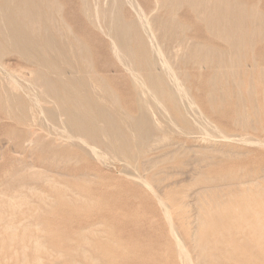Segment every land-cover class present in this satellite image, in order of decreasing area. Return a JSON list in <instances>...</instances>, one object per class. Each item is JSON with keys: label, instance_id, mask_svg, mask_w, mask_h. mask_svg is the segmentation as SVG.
I'll return each mask as SVG.
<instances>
[{"label": "rangeland", "instance_id": "374dc122", "mask_svg": "<svg viewBox=\"0 0 264 264\" xmlns=\"http://www.w3.org/2000/svg\"><path fill=\"white\" fill-rule=\"evenodd\" d=\"M60 1L63 4L64 17L70 22L71 27L74 26L72 29L74 33L84 38L88 43L91 51L85 52L93 56L91 57L94 66L97 71L99 70L100 76L106 78L104 79L120 101L113 102L114 104L110 102L111 99L107 97L106 90L97 88V91H92L93 94L88 92L92 96L100 92L103 94L104 99L100 101H103L102 105L112 112L111 117L114 119L122 117V112L130 111L134 120L123 122V138L112 137L110 130L106 128L105 135L98 137L99 143L91 144V148L81 144L78 137L64 130L66 117L61 116L54 105V95L50 92L47 95L43 92V88L39 89L37 84L32 81L34 73L30 74L29 70H41L48 73L47 75L51 79L55 74L50 69L26 62V58L17 53L5 54L3 61L7 60L5 63L8 68L22 70V73H19L21 75H17V77L21 76L17 78V81L22 85H28H26L27 89L24 87L25 85H21V89L15 88L14 91L12 88L9 89L10 85L7 84L9 79L4 81V89L0 85V264H185L184 262L188 264L189 261L186 260L188 258L179 252L181 244L191 256H188L190 258L188 260H191L192 264H264V230L262 228L264 214H262L263 217L261 216L264 211L260 212V210H264L262 202L264 201V24H262L263 26L260 24L264 22V0H242L246 2L244 8L242 7V13L246 14L242 15L240 19V30L236 36L231 32L232 29L231 33L229 32L230 24H228L229 29H227V25L226 29L224 28L225 23L224 20H221L220 8L213 6L212 2L209 4L213 7L208 9V6H205L206 10L200 2L195 0L193 2L196 5L193 8L186 0H174L173 2L174 10H178L177 19L187 27L183 28L185 27L183 25L178 30L179 25L175 21L169 22V29L166 30L168 32L166 42L168 58L171 61L178 60V65L187 72L186 85L190 94L198 107L207 115V120L220 127L218 130L214 129L209 122H204L202 117L200 119V116L190 111L192 108L186 98H182V102H180V98L176 97V101H179V103L176 102L177 110L171 109L165 114L166 111L164 112L161 106L156 105L155 100L148 93H146L148 97L145 95L147 91L140 88L131 76L132 74L120 62L116 61L111 53L109 37L86 19L83 0ZM142 3L145 6H150L146 0H142ZM250 4L252 5L250 6ZM251 7L254 12H251ZM213 9L214 11H211ZM125 10H128L129 15L134 17L128 7H125ZM163 10L164 8L160 13ZM170 10L172 9L169 8L168 11ZM207 11H211L210 15L212 13L213 16L211 17ZM216 12H219V15ZM242 23L245 24V27ZM47 26L50 27L51 34L56 38V43L59 46H64L60 53L65 52L66 57L58 61L60 62L59 69L70 70L66 64L69 62L73 64V69H83L82 63L74 62L76 58L74 54H77L76 48L73 47L75 41L68 36L58 22L47 23ZM55 26L61 30L60 35L54 30ZM207 26H211L212 29ZM251 28H254L253 31ZM220 29H223L222 32ZM209 30L212 31L209 33ZM180 31L183 33V37ZM250 31L253 32V35ZM184 36H187L186 42L183 40ZM176 37L177 42H175ZM241 38L243 41H240ZM231 39L234 42L231 43ZM235 39L237 43L240 41V45L235 42ZM193 40L198 43L201 41V45L210 47L203 46L204 48L197 50L194 46H187L185 50L182 48L178 58L174 57L179 44L184 47L185 43L190 44ZM229 42L231 46H229ZM172 43H174L173 46ZM235 43L237 46L234 47ZM68 45L73 48L70 49ZM245 45L251 46V49L245 48ZM36 46L37 44L33 45V47ZM44 53L49 57L56 51L47 50ZM181 53L185 55L182 56ZM205 53L210 54V65L209 63H198ZM190 55L192 57H189ZM215 56L217 59H212ZM225 58L229 60H225ZM221 61L222 63H220ZM225 61L226 63L230 62L227 64L228 67L232 66H230L231 71L226 67V63L224 64ZM157 65L158 67L155 66L153 69L154 74H160L164 70L162 65ZM213 67L217 69L212 70ZM232 69L234 73L237 71L238 75L234 74ZM239 69H242V74L238 73ZM144 73L146 74V71ZM230 73H233L232 79ZM3 75L4 73L0 70V79ZM241 75L244 76L243 80ZM258 76H260V80ZM23 80L25 83L22 82ZM89 81L90 84H88ZM89 81L87 82L88 86L96 85V83L99 85L95 79ZM234 83L239 86L240 90H237V85ZM171 85L169 83V86ZM135 89L138 90L135 91ZM212 89L214 91H211ZM6 91L9 93L11 91V94L17 98L20 97L21 101L19 98L13 101L10 104L13 106H10L8 101L5 103ZM237 91H240L239 95L236 94L239 93ZM38 92L39 94H37ZM135 92L138 93L137 96ZM34 94L36 98L38 96V102L33 100ZM47 97L50 99L48 100ZM18 103L25 109L26 107L30 108L29 114L32 113L31 124L34 135L40 142L38 147L29 142L28 145L27 143L24 145L27 126L24 121H17V115L20 113V110L16 108ZM220 103H223L224 106ZM140 105L145 107L139 108ZM244 106L245 108H243ZM41 108L45 112L50 111L54 114L50 121L54 120L55 123L46 119L40 111ZM143 112H147L148 120L142 124L141 129L135 130V125L140 122L137 119ZM243 113H246L245 116ZM247 113L249 114L247 115ZM235 115L237 116L235 117ZM242 118H246V121L249 120V123H246ZM151 119L157 120V122L154 123ZM242 121H244L243 124ZM101 122L100 125L106 123L104 120ZM205 123L208 127L210 126V131ZM71 138L72 140H70ZM109 141L119 144L118 147L109 149L106 147V143ZM120 150L123 151L124 156ZM32 173L35 175L31 176ZM141 175L144 177L142 178ZM253 184L258 185L255 188ZM247 186L248 188H246ZM251 192L254 195H251ZM17 195H20L19 198ZM246 196L252 203L247 202ZM258 196L262 199L260 200ZM243 198L247 205L248 203L252 205L251 210L256 211L255 209L259 207L258 214H252L249 206H245L247 209L242 207L246 205ZM14 200L15 202H13ZM240 200L243 202L237 203ZM18 202L20 203L16 206ZM258 202L260 203L257 204ZM229 203L235 204V207L238 204V208L235 209L240 208V211H247L243 212L245 213L244 217L250 218L247 227H245L247 223L242 220L243 213L239 210L238 213L241 214V217L238 226L243 229L237 226L235 222L239 218V216L236 217L237 210L233 208V205H230L232 208L229 207L235 211V215H233L234 213L231 215L230 213L234 211L230 208L229 211L232 212L227 211ZM21 204L23 205L21 206ZM224 209L225 211H223ZM220 210L226 215L219 212ZM167 214L170 215L169 218ZM198 214L200 218L198 221H204L202 224H205H198L200 227L195 224L198 223L196 221ZM250 214L253 215V219H256L255 215H257L258 221L256 219V222L259 223L260 220L261 223H256L259 228L255 223H252L255 220L251 221ZM260 216L263 221L259 218ZM204 217H206V221ZM247 219L245 220L247 221ZM241 221L243 222L241 223ZM9 225L10 227L7 228ZM261 225L263 226L260 228ZM251 227L253 228L248 229ZM195 228L198 229V232H194ZM255 229L256 231L253 232ZM200 231H203L201 233L203 236H200ZM257 233L259 235L255 237ZM193 235H196V240L199 237L198 244L196 241H192L194 240V237L191 239ZM260 241L262 246H260ZM37 242L40 245L39 251H37ZM256 243L259 244L256 245ZM194 244L197 246L193 248ZM194 255L197 256L196 259H194ZM38 257L39 262L35 259Z\"/></svg>", "mask_w": 264, "mask_h": 264}, {"label": "bare ground", "instance_id": "6f19581e", "mask_svg": "<svg viewBox=\"0 0 264 264\" xmlns=\"http://www.w3.org/2000/svg\"><path fill=\"white\" fill-rule=\"evenodd\" d=\"M194 0H186V2H188V4L193 8L196 4L193 2ZM195 1H198L200 2L205 10H206V7L205 6H208V9L210 7H218L220 8V11H221V20L223 21L224 20V23L225 25L224 28L226 27L227 25V29L230 28L229 32L231 31L232 29V33L234 36H236V33L239 34V30H240V19L242 18V15H245L243 14V9L242 7L244 8L245 6V3L244 1L242 0H195ZM147 3H150V6H145L143 3H142V0H83V3H84V15L86 17V19H88V22L91 21V25L94 24L95 28H97L98 30L102 31V33H105L107 35V37H109L110 39V48H111V53L112 55L115 57L116 61H118V63L120 62L124 67L125 69L131 73L133 76V79L136 80V82L139 84L140 88H143L147 91L145 92V95H147L148 97V94L149 96L155 100V103L156 105L158 104V106H161L162 107V110H164V112L166 111L165 114H167L168 110H177L178 106H177V101H176V97L180 98L179 101L182 99V98H186L188 103H189V106L192 108V112H194L197 116H200V119L201 117L204 119V122L207 121L209 122L210 124H212L210 122V120L208 121L207 120V115L205 114L204 111H202L198 105L195 103L192 95L190 94L189 92V88L187 87L186 85V77L187 76V72L185 70L182 69V67H180L178 65V60H170L168 58V51H167V34L168 32H166V30L168 31L169 27V22L173 23L175 21V23L177 25H179V28L178 30H180V26H183L184 24L178 20V13H177V9L174 10V6H173V2L174 0H146ZM177 2V1H176ZM212 2V3H211ZM211 3V4H209ZM179 5V3H177ZM252 4H250L251 6ZM255 5V4H254ZM125 7H128V9L133 13L134 17H131V15H129V12L128 10H125ZM257 7V6H256ZM82 8V7H81ZM163 12L160 13L161 9H163ZM172 9L170 11H168V9ZM252 8V7H251ZM256 10H258V8H255ZM62 10H63V4L60 0H0V70L2 73H4L2 79H0V85L2 86V88L4 89L5 87L3 86L4 84V81L5 80H8L9 79V82L7 84L10 85V88H12V90L14 91L15 88H18V89H21L22 85L21 82L19 83V81H17V78L18 77H21V76H18L17 75L19 73H22V70H18V68H8L6 66V61L4 62L3 61V57L5 56V54L7 53H11V52H14V53H17L18 55L20 56H24L26 59L25 61L26 62H30L31 64H35L39 67H44L46 69H50L51 72H53L54 74V78H50L47 74L48 73H45L41 70H29L30 74L31 73H34V77L32 79V81L34 83L37 84V87L40 88H43V92L46 93L48 95V93L50 92L51 94L54 95V105L57 107L58 109V112L62 115H64L66 117V124L64 126V130H66V132L68 133H71L72 135H75L76 137L79 138L80 140V143L81 144H84L88 147H92L91 144L93 143H99V140H98V137L99 136H102V135H105L104 133V130L106 128H108L111 132V135L112 137H115V138H123L124 137V133L122 132V126L124 125L123 122L124 121H132L134 120V118L131 116L130 114V111H127V112H122L121 115H123L122 117L118 118V119H114L113 117H111V114L112 112L105 106L102 105L101 102L103 101H100L102 99H104V96L103 94H95L94 96H92L91 94H93V90H96L97 91V88L98 89H102L103 91H107V97L109 99H111L110 102H119L118 101V96L115 94V92L112 91L111 87L109 86L108 82L105 80L106 78L105 77H101L100 74H99V70L97 71V68L94 66V63H93V59H92V55H90V53H86L85 51H91L88 43L84 40V38L80 37L78 34L74 33V31L72 30L74 28V26L71 27L70 25V22L64 17V14L62 13ZM101 10V11H100ZM106 10H109L108 12ZM204 10V11H205ZM217 10V9H216ZM228 10V11H227ZM250 10V8H249ZM252 10V11H251ZM250 11L251 12H254L253 8L251 9ZM261 10V9H259ZM211 11H214L211 10ZM211 11H207L210 15V12ZM263 11V10H262ZM245 12V10H244ZM256 12V11H255ZM205 13V12H204ZM204 13H203V17H204ZM207 13V15H208ZM217 13V12H216ZM219 13V12H218ZM217 13V14H218ZM255 14V13H253ZM252 14V15H253ZM257 14H259L257 12ZM260 14H261V11H260ZM198 15V14H197ZM196 15V16H197ZM202 15V14H201ZM207 15H206V19H207ZM208 15V16H209ZM219 15V14H218ZM264 15V13H263ZM199 16V15H198ZM211 17L213 16L212 13L210 15ZM209 16V17H210ZM217 16V15H216ZM219 16V17H220ZM257 16V15H255ZM200 17V16H199ZM198 17V19H199ZM215 18V17H214ZM218 18V17H217ZM216 18V19H217ZM213 20V18H210ZM211 20V21H212ZM218 20H220L218 18ZM252 20V19H251ZM250 20V21H251ZM264 20V18H263ZM263 20L261 19V21L263 22ZM242 21V20H241ZM259 21V22H261ZM51 22H58L60 24V26H62V28L65 30V32H67L68 36L70 38H72V40L75 41V47L76 50H77V54H74L75 55V59H74V62L77 63H82L83 64V69L81 68H78V69H73V64H71V62L69 63H66L70 70H60V59H64V57H66V55L64 53H60V50L62 48H64V46L62 45H58L56 43V38L51 34L50 32V27L47 26V23H50ZM217 22V21H216ZM243 22V21H242ZM247 22V21H246ZM207 23V22H206ZM204 23V24H206ZM228 24H230L231 26H229ZM243 24V23H242ZM251 24V23H250ZM256 24V22H255ZM259 24V23H258ZM261 25L264 24L263 23H260ZM186 25V24H185ZM184 25V26H185ZM216 25V23H215ZM245 27V24H243ZM247 25V24H246ZM176 26V25H175ZM221 26V25H220ZM229 26V27H228ZM248 26V25H247ZM251 26V25H250ZM249 26V27H250ZM263 26V25H262ZM187 26L183 27V28H186ZM206 27V26H205ZM210 27L211 26H207ZM254 27V26H253ZM261 27V26H260ZM259 27V28H260ZM53 28V26H52ZM223 28V29H224ZM212 29V27H211ZM222 29V30H223ZM226 29V28H225ZM242 29V28H241ZM247 29V27H246ZM252 31L254 28H251ZM54 30L57 32V34H61V30L58 29L57 26H55ZM208 30V29H207ZM221 30V29H220ZM221 30V32H222ZM182 31V30H181ZM180 31V32H181ZM210 31L212 30H209V33ZM216 31V30H215ZM225 31V30H224ZM223 31V32H224ZM255 31V30H254ZM187 32V30H186ZM230 32V33H231ZM251 32V31H250ZM182 33V32H181ZM212 33V32H211ZM242 33V31H241ZM258 33V32H257ZM226 34V33H225ZM245 34V33H244ZM261 34V33H260ZM182 37H183V33L181 34ZM180 35V36H181ZM221 35V34H220ZM228 35H231V34H228ZM233 35H231L232 37H234ZM247 35V33H246ZM245 35V36H246ZM251 35H253V32H251ZM259 35V33H258ZM257 35V37H259ZM225 36V35H224ZM230 36V37H231ZM248 36V35H247ZM246 36V37H247ZM117 37H118V40H117ZM170 37V36H169ZM185 38L183 40H185V42L187 41V36H184ZM226 37V36H225ZM228 37V36H227ZM229 37V39H230ZM252 37V36H251ZM250 37V39H251ZM255 37H256V34H255ZM261 37V36H260ZM181 38V37H180ZM190 38V37H189ZM219 38V37H218ZM235 38V37H234ZM240 38V37H239ZM253 38V37H252ZM191 39V38H190ZM233 39V38H232ZM231 39V40H232ZM245 39V38H243ZM257 39V38H256ZM261 39V38H260ZM264 39V38H263ZM225 40V39H224ZM227 40V39H226ZM240 40V39H239ZM240 41H243L242 38ZM239 41V42H240ZM253 41V40H252ZM251 41V42H252ZM177 42V37H176V41ZM227 43V41H225ZM231 43L234 42V40L230 41ZM229 42V43H230ZM235 42H236V39H235ZM239 42L237 44H239ZM246 42V41H245ZM248 42V41H247ZM257 42V41H255ZM179 43V42H178ZM175 44L176 46L178 45ZM188 43V42H187ZM185 43L184 47H182L181 44H179L176 48V52L174 54V57L175 58H178V56H180V51L182 50H185V48H187V46H194L195 49L199 50L200 48H209V47H206L204 45H201V41L200 43H198L197 41L193 40L192 42H190V44L188 43ZM225 43V44H226ZM231 43L229 46H231ZM236 43L233 45L235 47ZM243 43V42H242ZM34 44H37L36 47H33ZM174 43H172V46H173ZM251 45H253L252 43H249ZM255 44V43H254ZM240 45V44H239ZM244 45V44H243ZM256 45V44H255ZM62 46V47H61ZM71 48H73L72 46L68 45ZM171 46V45H170ZM169 46V47H170ZM204 46V47H203ZM237 46V45H236ZM68 47V48H69ZM247 47V45H245V48ZM248 47L250 48L251 46L248 45ZM247 47V48H248ZM173 48V47H172ZM190 48V47H189ZM175 49V48H174ZM251 49V48H250ZM47 50H54L56 51V53L54 54H51V56L48 57L47 54H45L44 52H46ZM207 50V49H206ZM230 50V49H229ZM238 50V49H237ZM242 52H243V49H241ZM246 50V49H244ZM170 51V50H169ZM249 51V50H247ZM253 51V49H252ZM69 52V51H68ZM185 52V51H184ZM235 52V51H234ZM238 52V51H237ZM241 52V53H242ZM211 53V52H210ZM228 53V52H227ZM229 53H231L229 51ZM245 53V52H244ZM13 54V53H12ZM92 54V53H91ZM182 56L185 55L184 53H181ZM222 54V53H221ZM224 54V53H223ZM246 54V53H245ZM202 55V54H201ZM227 55V54H226ZM19 56V57H20ZM92 56V57H91ZM236 56V55H235ZM252 56V55H251ZM71 57V56H70ZM189 57H192V55H190ZM242 57V56H241ZM210 58V59H209ZM216 56L215 57H212V59L215 60ZM222 58V57H221ZM228 58H230L228 56ZM228 58H225V60H229ZM172 59V58H171ZM180 59V57H179ZM217 59V58H216ZM224 59V58H223ZM240 59V58H239ZM242 59V58H241ZM254 59H255V56H254ZM209 60H211V57H210V54H206L204 56H202V58L200 59V61H198V63H209ZM236 60V59H235ZM79 61V62H78ZM183 61V60H182ZM191 61V60H190ZM224 61V60H223ZM68 62V61H67ZM211 62V61H210ZM216 62V61H215ZM218 62V61H217ZM213 63V62H212ZM222 63V61L220 62ZM226 63V61L224 62V64ZM227 63L229 64L230 62L227 61ZM225 64L227 65L226 67L230 68L231 67L229 66L228 67V64ZM75 64V66H76ZM162 65L164 67V70L162 73L160 74H154L153 73V69L155 68V66L158 67V65ZM187 64V63H186ZM234 64V62H233ZM239 64V63H238ZM201 65V64H200ZM210 65V63H209ZM217 65V64H216ZM221 65V64H220ZM224 65V66H225ZM235 65V64H234ZM67 66V67H68ZM223 66V67H224ZM20 67V66H19ZM105 67V65H104ZM215 67V66H214ZM213 67V68H214ZM222 67V68H223ZM254 67V65H253ZM236 68V67H235ZM239 68V67H237ZM261 68V66H260ZM63 69H66V68H63ZM217 69V68H216ZM215 68L212 69V70H216ZM156 70V69H155ZM226 70V68H225ZM241 70L242 69H239L238 70V73H241ZM259 70V69H258ZM144 71H146V74L144 73ZM227 71V70H226ZM231 71V70H230ZM240 71V72H239ZM262 71V70H261ZM232 72L234 73L233 69H232ZM237 72V71H236ZM236 72L234 74H236ZM260 72V71H258ZM257 72V73H258ZM212 73V72H211ZM215 73V71H214ZM224 73V72H223ZM222 73V74H223ZM233 73H230L231 75V79L233 78ZM256 73V74H257ZM102 74V73H101ZM242 74V73H241ZM262 74V73H260ZM21 75V74H19ZM29 75V74H28ZM189 75V74H188ZM214 75V74H213ZM224 75V74H223ZM222 75V76H223ZM238 75V74H236ZM221 76V77H222ZM257 77V75H255ZM261 76V75H260ZM260 76L259 77V80H260ZM53 77V76H52ZM211 77H213L211 75ZM248 77V76H247ZM264 77V75H263ZM1 78V77H0ZM105 78V79H104ZM210 78V77H209ZM215 78V76H214ZM237 78V77H236ZM240 78V77H238ZM241 78L242 80L244 79V76L242 77L241 75ZM255 78V77H254ZM21 79V78H19ZM95 79L96 81L99 82V85L98 83H96V85H90L88 86L87 85V82L89 80H93ZM132 79V82L134 81ZM224 79V77H223ZM230 79V77H229ZM230 79V80H231ZM248 79V78H247ZM246 79V80H247ZM251 79V78H250ZM256 79V78H255ZM88 80V81H87ZM240 80V79H238ZM214 81V80H213ZM248 81V80H247ZM250 81V80H249ZM23 83L24 80L22 81ZM30 82V81H29ZM95 82V81H94ZM221 82V80H220ZM226 82V81H225ZM239 83V81H237ZM245 82V81H244ZM253 82V81H251ZM91 82L89 81L88 84H90ZM169 83L172 84L171 86H169ZM214 83V82H213ZM222 85H224L223 82H221ZM227 83V82H226ZM248 85V82H246ZM257 83V82H255ZM30 84V83H29ZM189 84V83H188ZM210 84V83H209ZM219 84V83H218ZM233 83H231L232 85ZM235 84V83H234ZM22 85V86H21ZM28 85V84H26ZM24 86L25 88L27 86ZM135 85V83H134ZM215 85V84H214ZM237 85V84H235ZM240 85V84H239ZM256 85V84H255ZM7 86V85H6ZM219 86V85H218ZM227 86V85H226ZM233 86V85H232ZM251 86V84H250ZM9 87V86H8ZM30 87V86H28ZM135 88H137L136 86H134ZM228 87V86H227ZM235 87V86H233ZM237 87V90H240L238 89V85L236 86ZM256 88V86H254ZM32 88V87H31ZM139 88V89H140ZM220 88V87H219ZM254 88V89H255ZM16 89V90H18ZM27 89V88H26ZM30 89V88H29ZM114 89V88H113ZM214 89V88H213ZM211 90V91H214V90ZM222 89V88H220ZM253 90V86L251 88ZM23 90V89H22ZM31 90V89H30ZM37 90V89H36ZM138 90V89H135V91ZM219 91V89H217ZM226 90V89H225ZM230 90V89H229ZM250 90V91H252ZM32 91V90H31ZM92 92L90 94V92ZM209 91V90H208ZM207 91V92H208ZM216 91V90H215ZM227 91V90H226ZM19 92V91H18ZM28 92V90H27ZM37 92V91H36ZM140 92V90H139ZM222 92V90H221ZM231 92V91H230ZM236 92V90H235ZM239 93H236V94H240V91H237ZM12 92L10 91H6V94H5V103L8 101L9 102V105L13 103V101L17 100L19 98V100L21 101L20 97H16L14 96L13 94H11ZM24 93V91H23ZM26 93V92H25ZM29 93V92H28ZM97 93V92H95ZM104 93V92H103ZM141 93V92H140ZM148 93V94H146ZM214 93V92H213ZM224 93V92H223ZM227 93V92H225ZM233 93V92H232ZM243 93V92H242ZM245 93H246V90H245ZM15 94H16V91H15ZM20 94V92L18 93ZM33 94V93H32ZM31 94V95H32ZM39 94V92L37 93ZM136 94V92H135ZM138 94V93H137ZM136 94V96H137ZM143 94H144V91H143ZM210 94H212L210 92ZM220 94V93H219ZM229 94V92H228ZM244 94V93H243ZM17 95V94H16ZM28 95V94H27ZM35 95V94H34ZM119 95V94H118ZM141 94H139L140 96ZM144 95V96H145ZM226 95V94H225ZM231 95V93H230ZM242 95V94H241ZM240 95V96H241ZM25 96V95H24ZM41 96V95H40ZM142 96V95H141ZM143 96V97H144ZM212 96V95H211ZM233 96V94H232ZM29 97V96H28ZM42 97V96H41ZM40 97V98H41ZM223 97V96H222ZM221 97V98H222ZM227 97V95H226ZM229 97V95H228ZM242 97V96H241ZM25 98V97H24ZM27 98V97H26ZM38 98V96H37ZM36 98V95H35V98L33 99L35 102H38V99ZM44 98V97H43ZM46 98V97H45ZM106 98V97H105ZM150 98V99H151ZM220 98V97H219ZM248 98V97H247ZM42 99V98H41ZM48 99V97H47ZM50 99V98H49ZM48 99V100H49ZM149 99V100H150ZM225 99V97H224ZM230 99V98H229ZM228 99V101H229ZM240 100V98H238ZM264 99V97H263ZM28 100V98H27ZM26 100V101H27ZM32 100V101H33ZM52 100V99H51ZM140 101V99H138ZM185 100V99H184ZM243 100V99H242ZM248 100V99H247ZM25 101V103H27ZM33 101V102H34ZM40 101V100H39ZM178 101V103H179ZM213 101V100H212ZM153 102V101H152ZM182 102V100L180 101ZM226 102V101H225ZM241 102V100H240ZM53 103V102H52ZM113 103V104H114ZM230 103V102H229ZM234 103V102H233ZM24 104V103H23ZM105 104V103H104ZM120 104V103H118ZM141 104V103H140ZM152 104V103H151ZM222 104V106H224L223 103H220ZM238 104V103H237ZM3 105V104H1ZM8 105V104H7ZM29 105V104H28ZM37 105V104H35ZM107 105V104H106ZM215 105V103H214ZM4 106V105H3ZM10 106H13V105H10ZM27 106V105H26ZM39 106V105H38ZM144 106V105H143ZM143 106H139V108H142ZM146 106L148 107L147 103H146ZM242 106V105H241ZM55 107V111L57 110ZM145 107V106H144ZM160 107V108H161ZM221 107V105H220ZM219 107V108H220ZM238 107V106H237ZM249 107V106H248ZM6 108V107H5ZM11 108V107H10ZM16 108L18 110H20L19 112L21 113H18L19 115H17V121H24V124L27 126V130H26V135L27 137L25 138V140L27 141H23L24 142V145L25 143H27L28 145V142L31 143V144H35L36 146L38 145V143L40 144V142H38V140L36 139L35 135H34V129L32 128V124H31V117H32V113L30 112L29 114V109H26L23 108V106L21 104H17ZM121 108H122V105H121ZM120 108V109H121ZM189 108V109H191ZM218 108V106H217ZM245 108V106L243 107ZM254 108V107H253ZM145 109V108H143ZM234 109V108H233ZM12 110V109H11ZM122 110V109H121ZM185 110V109H184ZM254 110V109H253ZM16 111V110H15ZM25 111V112H24ZM46 117V119L48 121H50V119H53V115L50 111L49 112H45L42 108L40 110ZM125 111V110H124ZM148 111V110H147ZM257 111V110H256ZM189 112V110H188ZM251 112V111H250ZM253 112V111H252ZM15 113V112H14ZM147 113V112H146ZM146 113L143 112L141 114V117L139 119H137L138 121H140L138 124L135 125V130L136 129H141L142 128V124H145V121H147V117H146ZM12 114V113H10ZM244 114V113H243ZM246 114V113H245ZM244 114V116H245ZM249 113H247L248 115ZM252 114V113H251ZM257 114V113H256ZM120 115V116H121ZM169 115V114H168ZM181 115V114H180ZM179 115L180 119H182V117ZM183 115V114H182ZM240 115V114H238ZM253 115V114H252ZM16 116V114H15ZM58 116V115H57ZM125 116V118L123 119V117ZM237 115H235L236 117ZM251 116V115H250ZM14 117V116H12ZM44 117V118H45ZM171 117V116H170ZM199 118V117H198ZM239 118V116H238ZM237 118V119H238ZM247 118V116H246ZM246 118H242L243 120H245ZM173 119V117L171 118V120ZM236 119V121H237ZM241 119V120H242ZM106 121L105 125H100V122L102 121L103 122ZM152 120V119H151ZM184 120V119H183ZM247 120V119H246ZM245 122L247 123L248 121ZM51 123H55L54 120H51L50 121ZM101 122V123H102ZM134 122V121H133ZM152 122H157V120H152ZM244 121H242V124H243ZM255 122V121H254ZM259 122V121H258ZM153 123V124H154ZM208 123V124H209ZM245 123V124H246ZM249 123V122H248ZM23 124V123H22ZM241 124V126H242ZM256 124V123H255ZM24 125V126H25ZM205 125H207V123H205ZM239 125V124H238ZM251 125V124H250ZM57 126V125H55ZM202 126V125H201ZM213 128L214 129H217L218 128L220 129V127H218V125H214V123L212 124ZM247 126V125H246ZM206 127V126H204ZM208 127V125H207ZM25 128V127H24ZM210 128V126L208 127V129ZM242 128V127H241ZM247 128V127H246ZM204 130V129H203ZM63 131V130H62ZM210 131V129H209ZM212 131V130H211ZM25 132V131H24ZM65 132V131H64ZM206 132V131H205ZM220 132V131H219ZM222 132V131H221ZM223 133V132H222ZM107 134V133H106ZM134 134V133H133ZM132 134V135H133ZM126 135V134H125ZM138 135V134H137ZM207 135V134H206ZM221 136V135H219ZM223 137L225 135H222ZM221 136V137H222ZM140 137V136H139ZM58 138V137H57ZM73 138V137H72ZM72 138L70 140H72ZM133 138V137H131ZM164 138V137H163ZM209 139V138H208ZM105 140V139H104ZM142 140V139H141ZM144 141V140H143ZM54 143V141H53ZM73 143V142H72ZM125 144L127 143L126 141L124 142ZM55 144V143H54ZM23 145V146H24ZM30 145V144H29ZM119 145V144H118ZM117 144H114L112 142H108L106 143V147H108L109 149H116L118 147ZM33 146V145H32ZM38 147V146H37ZM71 147V146H70ZM134 147V146H133ZM36 148V147H35ZM106 148V149H108ZM118 151V150H117ZM109 153V152H108ZM120 153L123 155V151L120 150ZM120 154V155H121ZM108 155V154H107ZM134 156V155H133ZM125 158V157H124ZM136 158V157H135ZM128 159V158H127ZM134 159V158H133ZM132 160V159H131ZM135 160V159H134ZM71 161V160H70ZM126 161V159H125ZM128 164V163H127ZM24 168V167H23ZM29 170V168H27ZM150 169V168H149ZM152 169V168H151ZM34 170V169H33ZM32 170V171H33ZM162 172V171H161ZM20 175V174H19ZM30 175V174H29ZM35 175V174H34ZM33 173L31 176H34ZM154 175V174H153ZM142 176V175H141ZM152 176V175H151ZM144 176H142L143 178ZM12 178V176H11ZM17 178V177H16ZM48 178V177H47ZM46 178V179H47ZM20 179V178H19ZM12 180V179H11ZM145 180V179H144ZM159 180V179H158ZM149 182V181H148ZM258 183V182H257ZM235 184V183H234ZM250 184V182H249ZM249 184H245V185H249ZM259 184V183H258ZM256 184V185H258ZM252 185V184H251ZM254 185V184H253ZM256 185L255 188H256ZM21 186V185H20ZM151 186V184H150ZM240 186V185H239ZM243 186V185H242ZM252 187V186H251ZM19 188V187H18ZM163 188V187H162ZM248 188V186L246 187ZM263 188V187H262ZM161 189V188H160ZM258 189V188H257ZM256 189V190H257ZM28 190V189H27ZM237 190V189H236ZM255 190V189H254ZM219 191V190H217ZM242 191V190H241ZM247 192V189L245 190ZM249 191V189H248ZM258 191V190H257ZM256 191V193H257ZM18 192V191H17ZM16 192V193H17ZM239 192V191H238ZM237 192V193H238ZM243 192V191H242ZM15 193V194H16ZM240 193V192H239ZM245 193V192H244ZM200 194V193H199ZM224 194V193H223ZM241 194V193H240ZM248 194V193H246ZM251 195L253 194L252 192L250 193ZM3 195V194H2ZM201 195V194H200ZM235 195V194H234ZM242 195H245L242 193ZM250 195V196H251ZM254 195V194H253ZM257 195V194H255ZM260 195V194H259ZM262 195V193H261ZM1 196V195H0ZM10 196V195H9ZM13 196V195H11ZM18 196V195H17ZM20 196V195H19ZM19 196L17 198H19ZM208 196V195H207ZM213 196V194H212ZM6 197V196H5ZM16 197V196H15ZM231 197V196H230ZM229 197V198H230ZM235 197V196H234ZM241 197V196H240ZM244 197V196H242ZM247 197V196H246ZM264 197V196H263ZM14 198V197H13ZM238 198V197H237ZM248 200L247 202H249V197H247ZM252 198V197H251ZM258 198H260V196H258ZM9 199V198H8ZM10 199H12V197H10ZM9 199V200H10ZM220 199V198H219ZM245 198H243L242 200L245 202L244 200ZM254 201H255V197L253 198ZM262 198H260L261 200ZM27 200V199H26ZM210 200V199H209ZM216 200V199H215ZM240 200L239 202L237 203H240L241 204V201ZM264 200V199H263ZM12 201V200H11ZM9 201V202H11ZM229 201V200H228ZM236 201V200H235ZM234 201V202H235ZM242 201V202H243ZM257 201V200H256ZM255 201V202H256ZM3 202V201H2ZM8 202V200H7ZM15 202V200L13 201ZM21 202V200H20ZM17 203L16 206L19 205V203ZM217 202V201H216ZM251 202V201H250ZM249 202V203H250ZM263 204H264V201H262ZM261 202V203H262ZM25 203V202H24ZM223 203V202H221ZM248 203L245 202L246 205H243L242 206L243 208L246 206H249V210H251V207L252 205H250ZM252 203V202H251ZM260 202H258L257 204H259ZM12 204V202H11ZM195 204V203H194ZM200 204V203H199ZM205 204V203H204ZM254 204V203H253ZM256 204V203H255ZM10 205V203H9ZM14 205V204H12ZM23 204H21L22 206ZM211 205V204H210ZM216 205V204H215ZM219 205V204H218ZM217 205V206H218ZM230 205H233L232 203H229L228 207H227V211H229L232 206ZM235 205V204H234ZM233 205V206H234ZM261 205V204H260ZM259 205V206H260ZM8 206V205H7ZM224 206V204H223ZM231 208H230V207ZM238 206V204H237ZM236 206V207H237ZM254 206V205H253ZM263 206V205H262ZM9 207V206H8ZM201 207V205H200ZM235 206L233 207L234 209L236 208ZM245 207V209H247ZM258 207V205H257ZM256 207V208H257ZM264 207V206H263ZM2 208V206H1ZM10 208V207H9ZM21 208V207H20ZM209 208V206H208ZM224 208V207H223ZM230 208V209H229ZM238 208V207H237ZM259 208V207H258ZM257 208V209H258ZM16 209V208H15ZM198 209V208H197ZM203 209V207H202ZM216 209V208H215ZM221 209V208H220ZM226 209V207H225ZM225 209L223 211H225ZM257 209H255L256 211H254L253 209L251 210V213L253 214H258L257 213ZM262 209V208H261ZM209 210V209H208ZM233 210V209H231ZM237 210V213H238V210L239 212H245V211H240V208L239 209H235ZM260 210V209H258ZM14 211V210H13ZM204 211V210H203ZM223 211H219V212H222V214H225L223 213ZM234 211V210H233ZM254 211V212H253ZM264 210H260V212H263ZM198 212V211H197ZM217 212H218V209H217ZM216 212V213H217ZM232 212V211H229V213ZM247 212V211H246ZM245 212V213H246ZM250 212V211H249ZM259 212V211H258ZM210 213V212H209ZM234 213V214H233ZM243 213V217L245 216ZM5 214V213H4ZM200 214V213H199ZM199 214H198V218L196 217V221H198L199 218ZM231 215H235V211L230 213ZM260 214V213H259ZM263 213H261V216L263 217ZM1 215V213H0ZM226 215V214H225ZM230 215V216H231ZM241 215V214H240ZM239 213L237 214V218L239 216V220L237 219L235 222L237 223V226H238V221L240 222V216ZM251 215V214H250ZM169 214H167V217L169 218ZM206 216V215H205ZM209 216V215H208ZM248 216V215H247ZM253 215H251L250 217H252ZM256 216V219L258 218L257 215ZM261 216L259 218H261ZM201 217V216H200ZM232 217V216H231ZM242 217V218H243ZM171 218V217H170ZM205 218V221L207 220L206 217ZM232 218H235L232 217ZM245 219H247L246 217H244ZM242 219L244 221V223H247L249 222L250 218L247 219V221L245 219ZM264 218V217H263ZM253 220H255V222H252L253 224L257 223L259 224L260 223V220H259V223L256 222V219H253V217L251 218ZM262 219V218H261ZM8 221V220H7ZM170 221V220H168ZM200 221V220H199ZM198 223H195L197 224V226H199L198 224H201V225H205V224H202L203 222H199ZM232 221V220H231ZM241 221V223L243 222ZM250 221V222H251ZM258 221V219H257ZM263 221V219H262ZM234 222V223H235ZM264 222V221H263ZM170 223V222H169ZM172 224V222L170 223ZM222 224V223H221ZM240 224V223H239ZM249 223H247L245 225V227L248 226ZM256 224V227L259 228V226H257ZM261 224V223H260ZM264 224V223H263ZM8 225V224H7ZM30 225V224H29ZM243 225V224H241ZM19 226V225H18ZM33 226V225H32ZM38 226V225H37ZM36 226V227H37ZM212 226V225H211ZM222 226V225H220ZM228 226V225H227ZM263 225L260 226V228L262 227ZM9 226H7V228H9ZM200 227V226H199ZM208 227V226H207ZM231 227V225H230ZM241 228V226H238ZM237 227V230L239 229ZM243 227V226H242ZM13 228H14V225H13ZM17 228V227H16ZM234 228V227H233ZM253 227L251 228H248V229H252ZM263 230H264V226L262 227ZM192 229V228H191ZM202 230V228H199ZM229 229V227H228ZM243 229V228H241ZM193 230V229H192ZM198 229L195 228V231L196 232ZM262 230V229H261ZM252 231V230H251ZM256 231L253 230V232ZM15 232V231H14ZM193 232V231H192ZM198 232V231H197ZM203 232V231H202ZM200 231V236H203L201 235L202 233ZM256 233V232H255ZM259 233V232H258ZM256 234L255 237L259 234ZM263 233V232H262ZM192 234V233H191ZM220 234V233H218ZM236 234V233H235ZM252 234V233H251ZM15 235V234H14ZM23 235V234H22ZM197 235V233H196ZM196 235H193L191 237V239H193L194 237V240H192L193 242L196 241V243L198 244V239L199 237H197V240L195 239V236ZM199 235V233H198ZM217 235V234H216ZM254 235V233H253ZM252 235V236H253ZM213 236V235H212ZM220 236V235H219ZM262 236V235H260ZM14 237V236H13ZM254 237V236H253ZM252 237V238H253ZM254 237V238H255ZM259 237V236H258ZM203 238V237H201ZM262 238V237H260ZM31 239V238H30ZM257 239V238H255ZM37 240V239H36ZM36 240H34L36 242ZM260 240V239H259ZM215 241V240H213ZM257 241V240H256ZM255 241V242H256ZM264 241V240H263ZM201 242V240H200ZM195 243V244H196ZM207 243V242H205ZM204 243V244H205ZM34 244V242H33ZM38 244V245H37ZM37 251H39V242H37ZM42 244V243H41ZM194 244V245H195ZM201 244V243H200ZM255 244V243H254ZM259 243H256V245H258ZM260 244H261V241H260ZM264 244V243H263ZM35 245V246H36ZM215 245V244H214ZM230 245V244H229ZM34 246V245H33ZM197 245L193 246L196 247ZM199 246H202V245H199ZM262 246V244L260 245ZM24 247V246H23ZM180 247V250L179 252L182 253L186 258L190 259L189 257V254H188V251L182 246V244L179 246ZM43 248V247H42ZM200 248V247H199ZM25 249V248H24ZM35 249V248H34ZM36 250V249H35ZM202 250V249H201ZM216 250V249H215ZM263 253V252H262ZM181 254V256H182ZM23 255V254H22ZM197 255V254H196ZM211 255V254H210ZM214 255V254H213ZM183 256V257H184ZM189 256V257H188ZM195 256V255H194ZM182 257V258H183ZM184 257V259H185ZM197 256H195L194 259H196ZM201 258V257H200ZM36 260H38L39 262V257L38 259L35 258ZM187 260V262L189 261L190 264H192V261L191 260ZM41 261V260H40ZM184 261V260H183ZM191 261V262H190ZM37 263V262H36ZM186 264V262H184ZM188 263V264H189ZM33 264V263H32ZM39 264V263H37Z\"/></svg>", "mask_w": 264, "mask_h": 264}]
</instances>
